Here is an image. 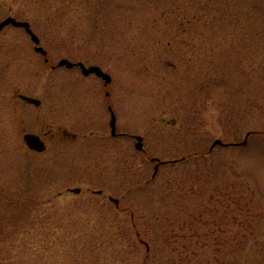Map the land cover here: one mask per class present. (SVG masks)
Listing matches in <instances>:
<instances>
[{
  "label": "rangeland",
  "instance_id": "obj_1",
  "mask_svg": "<svg viewBox=\"0 0 264 264\" xmlns=\"http://www.w3.org/2000/svg\"><path fill=\"white\" fill-rule=\"evenodd\" d=\"M85 1L0 0L48 51L0 30V94L42 99L23 126L48 143L0 141V264H264V0H216L217 22L205 0Z\"/></svg>",
  "mask_w": 264,
  "mask_h": 264
},
{
  "label": "water",
  "instance_id": "obj_2",
  "mask_svg": "<svg viewBox=\"0 0 264 264\" xmlns=\"http://www.w3.org/2000/svg\"><path fill=\"white\" fill-rule=\"evenodd\" d=\"M8 24H12V25L18 26V27H24L26 29V31L31 35V38L33 39V41L36 43V47H35L36 51H38L44 55H47L48 51L42 45H40V37L32 29L30 22L18 20L14 16H8L0 22V30ZM46 60H48V58ZM59 65H66L67 67H73L75 65H78V66H80V68L82 69L84 74L89 75L91 73H95L97 76L101 77L104 80L105 85L110 83L112 80V76L109 73H107L105 70H103L99 65H86L83 61L73 62L67 58L61 59L59 62ZM21 97L24 100H26L30 103H34L36 105H39L41 103L40 99L32 97V96L21 94ZM111 126H112V133L115 134L116 133V117H115L114 113L112 114ZM250 134H251V132H248L246 134V138L240 142H224L221 139H215L211 145V149L216 145H223V146L224 145L225 146L243 145L247 142L248 136ZM136 138H137L136 148L143 150V137L140 135H137ZM25 140L28 143V145L30 146V148L35 149L37 151H43L46 148L45 142L40 138V136H38L36 134L27 133L25 135ZM152 160L157 161V163L155 165V170L153 173V177H154L157 174L160 165L166 163L167 161L161 160L158 157H153ZM69 190L72 192H75V193H80L82 189H81V187H75V188H71ZM98 193H102V190H98ZM110 199L116 205H119L120 200L118 198L111 196Z\"/></svg>",
  "mask_w": 264,
  "mask_h": 264
},
{
  "label": "flooded vegetation",
  "instance_id": "obj_3",
  "mask_svg": "<svg viewBox=\"0 0 264 264\" xmlns=\"http://www.w3.org/2000/svg\"><path fill=\"white\" fill-rule=\"evenodd\" d=\"M11 90L12 89H10L9 91L7 90L6 92H2L0 94V141L6 140L5 144H8V145L13 141L15 143V147L20 148V146L22 145L28 151L30 147L25 140V135L29 133V131L27 130V128H24L23 126L27 117H25L26 115L22 107L26 108L25 106L26 104H30V105H35V104L29 103L21 97V94H26V93L21 92L18 89H16L14 92H12ZM106 95L107 97H109L110 93L107 92ZM34 97H37V96L34 95ZM14 100H16V103L13 102ZM13 104H15L14 107H13ZM41 104H42V101L39 105H35V106L38 107ZM110 106H111V109H110ZM107 109L110 113V116H112V111L115 112L113 106L108 104ZM116 124H117V120H116ZM33 133L41 136V138L46 143V149H47L48 143H47V140L45 139L46 138L45 135H42L41 133L37 131H34ZM78 135H79L78 132H75V131H72L66 128L62 129V127L61 129H59V133H57L59 142L63 141L64 139H68V138L77 139ZM122 135H123L122 132H119L118 126H117L116 134L111 135V137L119 138ZM1 146H5V145L1 144ZM1 149L3 148H0V151ZM32 151H35V150H32Z\"/></svg>",
  "mask_w": 264,
  "mask_h": 264
},
{
  "label": "trees",
  "instance_id": "obj_4",
  "mask_svg": "<svg viewBox=\"0 0 264 264\" xmlns=\"http://www.w3.org/2000/svg\"><path fill=\"white\" fill-rule=\"evenodd\" d=\"M63 0H61L62 2ZM88 4V15L90 16L92 13L98 14V11H95V7L99 8V0H86ZM95 4V5H94ZM217 4V5H216ZM95 6L94 8H92ZM203 8H204V20L205 22H217L218 20L222 19L221 16V6L218 5L216 0H205L203 3ZM217 9H220L218 12ZM229 15H231L228 12Z\"/></svg>",
  "mask_w": 264,
  "mask_h": 264
}]
</instances>
